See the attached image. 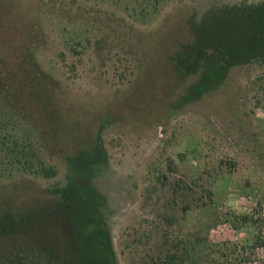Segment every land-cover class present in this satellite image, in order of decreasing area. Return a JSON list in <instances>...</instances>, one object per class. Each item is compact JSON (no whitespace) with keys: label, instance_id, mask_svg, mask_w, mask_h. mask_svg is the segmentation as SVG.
Wrapping results in <instances>:
<instances>
[{"label":"rangeland","instance_id":"obj_1","mask_svg":"<svg viewBox=\"0 0 264 264\" xmlns=\"http://www.w3.org/2000/svg\"><path fill=\"white\" fill-rule=\"evenodd\" d=\"M262 1L0 0V57L21 83L0 113V264H78L63 215L83 216L89 192L118 264H156L215 211H264V58L201 98L171 62L197 25Z\"/></svg>","mask_w":264,"mask_h":264},{"label":"trees","instance_id":"obj_2","mask_svg":"<svg viewBox=\"0 0 264 264\" xmlns=\"http://www.w3.org/2000/svg\"><path fill=\"white\" fill-rule=\"evenodd\" d=\"M197 28L199 30L196 31L194 42L183 45L171 57L173 68L181 78L198 74V79L192 88L196 98H201L222 85L232 67L254 60L255 57L264 58V1L234 7L228 9L225 14L218 13L214 18L197 25ZM20 84L17 75L8 69L5 61L0 57V113L2 108L8 113L14 107H18ZM10 139L11 136L5 132L0 122V147L9 146ZM30 167L34 168L29 165ZM42 173L47 177H54L57 171L44 168ZM71 191H76L73 184L66 190V192ZM83 202L86 206L81 209L85 217L72 216L73 221L68 223L63 215L67 235L65 238L70 245L67 257L72 255V260L77 258L78 264H90L92 260L93 264H118L106 228L94 215L96 209L93 193H86ZM7 218L19 224L17 217L8 215ZM211 224L199 228L191 239L177 238L176 243L173 244L175 251H169L165 257L159 256L154 260L155 263L264 264L262 204L251 213L242 215L222 214L215 211ZM226 224L236 232L237 240L215 242L205 232ZM168 236L164 233V244H168Z\"/></svg>","mask_w":264,"mask_h":264}]
</instances>
